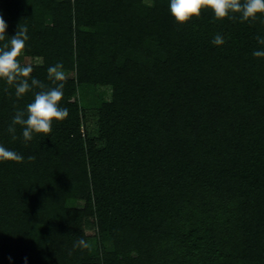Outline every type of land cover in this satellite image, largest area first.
<instances>
[{
	"label": "trees",
	"instance_id": "trees-1",
	"mask_svg": "<svg viewBox=\"0 0 264 264\" xmlns=\"http://www.w3.org/2000/svg\"><path fill=\"white\" fill-rule=\"evenodd\" d=\"M169 3L0 0L31 77L64 65L69 109L14 140L39 89L0 79V145L24 157L0 161V264H264V15L181 24Z\"/></svg>",
	"mask_w": 264,
	"mask_h": 264
},
{
	"label": "clouds",
	"instance_id": "clouds-1",
	"mask_svg": "<svg viewBox=\"0 0 264 264\" xmlns=\"http://www.w3.org/2000/svg\"><path fill=\"white\" fill-rule=\"evenodd\" d=\"M205 9H210L216 19L230 18L241 22L256 20L258 15H264V0H170L169 10L177 23H186L193 17H199ZM264 23V21H261ZM8 24L0 14V42L6 40ZM28 28L19 25L15 35L8 37V41L0 45V79L6 81L7 85L15 88V96L22 98L27 92L39 89L34 92V99L27 104L26 110L18 109L8 127V132L13 134L15 140V125L23 126V139L25 142L32 140L34 133H43L47 136L52 130V122L63 121L69 116V109L61 107L60 102L64 95V82L66 73L64 65L60 62L47 69L48 80L52 86H47L39 79L32 78L33 66L21 63L19 57L26 47L29 39ZM260 45H264V37H256ZM212 43L223 45L224 38L217 34ZM255 57H264V50H255ZM30 81V82H29ZM8 92V89H4ZM35 156H29V161H34ZM24 157L16 151L7 149L0 145V161L23 162ZM75 248H88L89 244L85 239L80 238L74 244ZM27 259V258H25Z\"/></svg>",
	"mask_w": 264,
	"mask_h": 264
},
{
	"label": "rangeland",
	"instance_id": "rangeland-1",
	"mask_svg": "<svg viewBox=\"0 0 264 264\" xmlns=\"http://www.w3.org/2000/svg\"><path fill=\"white\" fill-rule=\"evenodd\" d=\"M19 58H21V61L24 64H29V63L32 64V63L36 62V60L34 58L24 57L22 54H21V56ZM89 231L92 232V229H89Z\"/></svg>",
	"mask_w": 264,
	"mask_h": 264
}]
</instances>
